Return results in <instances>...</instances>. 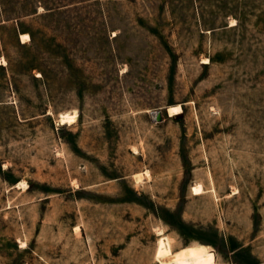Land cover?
Listing matches in <instances>:
<instances>
[{
    "label": "rangeland",
    "instance_id": "obj_1",
    "mask_svg": "<svg viewBox=\"0 0 264 264\" xmlns=\"http://www.w3.org/2000/svg\"><path fill=\"white\" fill-rule=\"evenodd\" d=\"M0 264H264V0H0Z\"/></svg>",
    "mask_w": 264,
    "mask_h": 264
},
{
    "label": "bare ground",
    "instance_id": "obj_2",
    "mask_svg": "<svg viewBox=\"0 0 264 264\" xmlns=\"http://www.w3.org/2000/svg\"><path fill=\"white\" fill-rule=\"evenodd\" d=\"M22 37H23V39H26L29 36L28 35H23ZM179 111H182V107L181 106H173V107L170 108V113L171 114L176 113V112L179 113ZM74 113L75 114H72V113L68 112V113L63 114L61 116L62 124H66V123L74 124L76 122V120H77V115H76L77 112H74ZM195 189H196L195 190L196 192L197 191L199 192L201 190V187H196Z\"/></svg>",
    "mask_w": 264,
    "mask_h": 264
}]
</instances>
